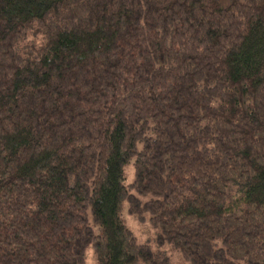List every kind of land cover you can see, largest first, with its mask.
<instances>
[{"label": "trees", "instance_id": "16d2710c", "mask_svg": "<svg viewBox=\"0 0 264 264\" xmlns=\"http://www.w3.org/2000/svg\"><path fill=\"white\" fill-rule=\"evenodd\" d=\"M88 247L264 264V0H0V264Z\"/></svg>", "mask_w": 264, "mask_h": 264}, {"label": "rangeland", "instance_id": "374dc122", "mask_svg": "<svg viewBox=\"0 0 264 264\" xmlns=\"http://www.w3.org/2000/svg\"><path fill=\"white\" fill-rule=\"evenodd\" d=\"M126 176H127V182L130 183V181H132L133 179V168L131 165H129L127 168ZM123 218L125 219V222L128 225V227L131 228L133 233H135L138 236L139 240L140 241L145 240V238L147 237V233L145 232V230L147 231L148 227L141 224L140 222L138 223L135 217L128 212L127 204H125L123 208ZM96 262L97 259L93 249L91 247H88V249L86 250V260L84 264H96Z\"/></svg>", "mask_w": 264, "mask_h": 264}]
</instances>
